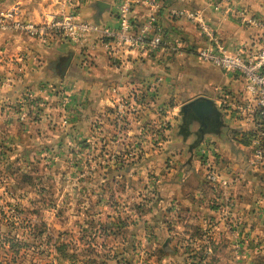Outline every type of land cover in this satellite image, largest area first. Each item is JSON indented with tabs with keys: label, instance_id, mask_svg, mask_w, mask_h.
<instances>
[{
	"label": "rangeland",
	"instance_id": "obj_1",
	"mask_svg": "<svg viewBox=\"0 0 264 264\" xmlns=\"http://www.w3.org/2000/svg\"><path fill=\"white\" fill-rule=\"evenodd\" d=\"M13 70L0 69V264H236L223 260L221 245L208 236L218 219L208 209L218 205L198 203L195 210L193 201L171 196L219 188L207 175L205 141L191 153L193 137L171 131L179 114L170 107L196 95L190 69L181 70L175 96L158 100V89L157 99L145 94L136 103L122 94L105 99L96 114L90 99L79 112L61 84L16 94ZM260 122L244 133L251 147L235 169L260 178L264 189L253 141L262 136ZM221 156L211 157L220 176ZM198 157L193 183L188 161Z\"/></svg>",
	"mask_w": 264,
	"mask_h": 264
},
{
	"label": "crops",
	"instance_id": "obj_2",
	"mask_svg": "<svg viewBox=\"0 0 264 264\" xmlns=\"http://www.w3.org/2000/svg\"><path fill=\"white\" fill-rule=\"evenodd\" d=\"M100 1L105 3L104 9L99 8ZM118 1L77 0L72 6L66 0H0V12L15 8L21 18L43 23L75 7L80 19L116 30L119 26L115 16ZM158 1L161 6L157 9L140 6L133 13L136 31L142 30L151 15H155V30L160 28L164 32L167 44L154 51L146 47H107L106 43L110 40L99 32L89 33L85 40L59 39L43 43L21 31L0 30V69H14L15 78L12 81L16 84V94L24 88H33L38 93L46 85L61 84L67 94H73V99L79 103V112L85 107L82 102L94 100L95 114L101 110L105 99L117 101L122 94H128L136 103H141L146 95H149L147 97L150 101L153 97L157 99L155 96L158 89V100L173 94L175 96L180 91L178 81L181 70L190 69L189 83L194 87L196 95L170 109L178 112L182 104L200 95L211 97L217 103L225 100L232 104L227 105L229 111L224 112L225 121L232 129L224 138L207 135L202 144L210 145L214 153L222 154L223 171L219 178V188L205 192L191 188L183 196L178 193H172L171 196L182 201H193L195 210L198 203L204 202L205 206L209 203H214L216 207L218 205V209L212 206L208 209L209 214L218 217L211 219L212 224L208 226V236L213 234L215 241L221 245L217 253L225 261L237 259L236 264H260L259 254L264 253V250L260 252L256 247L264 243V189L260 188V178L256 182L252 181L251 176L254 174L237 173L235 169L244 161L242 153H245L246 147H251V144L249 146L241 141L243 133L254 128L257 123V118L247 117L240 110V106L246 102L243 78L199 58L198 53L206 45V39L195 23L171 17L170 11L186 8L198 10L229 51L241 47L251 50L259 44L261 29L243 23L239 15L230 12L227 7L234 6L251 15L264 17V0H227L219 10L211 5L210 0ZM154 32V29L147 32V38H152ZM67 60L69 62L65 65ZM153 85H156L155 88ZM77 117L76 123H81V117ZM174 119L176 123H173L175 127H172V132L177 130L179 116ZM238 129L241 133L235 136ZM199 159H195L194 163L188 161L187 174L193 177V183L197 181L193 169L202 168ZM196 194L202 195L203 199H199ZM245 203H249V207L244 208ZM227 244H231L232 248L225 247ZM261 259L264 260V257Z\"/></svg>",
	"mask_w": 264,
	"mask_h": 264
},
{
	"label": "built area",
	"instance_id": "obj_3",
	"mask_svg": "<svg viewBox=\"0 0 264 264\" xmlns=\"http://www.w3.org/2000/svg\"><path fill=\"white\" fill-rule=\"evenodd\" d=\"M77 0H66L68 5H74ZM227 0H210L211 5L217 10L222 9L223 2ZM140 6L157 9L161 6L158 0H119L116 5L115 16L119 21L116 30L99 27L89 21L80 19L78 9L61 12L52 20L43 23H36L29 19L21 18L18 11L12 8L0 12V30H17L38 38L43 43L55 42L59 39L85 40L89 33L99 32L110 41L107 47L115 45L135 49L146 47L149 51L167 44L164 32L156 29L155 15L152 14L142 30L134 29L135 22L133 13ZM230 12L237 13L242 22L261 29L258 46L255 49L239 48L229 51L221 41L216 31L206 21L201 12L194 9H176L170 11V16L191 21L196 24L201 34L206 39V45L199 51L198 56L203 61L210 62L227 71L234 72L241 76L244 81L246 92V102L240 106L241 112L245 116L254 118L260 117L262 126V136L255 137L256 157L264 162V17L251 15L243 9L234 6L227 7ZM154 29L152 38H147L146 33ZM179 44V42H178ZM156 85H153L155 88ZM124 101V98H121ZM219 107L228 112V106L232 104L225 100L218 102ZM124 104L120 105L123 111ZM226 110V111H225ZM211 147H205V166L208 169L207 175L210 181L217 182L220 178L217 164L212 159ZM207 157V158H206ZM257 159V160H258Z\"/></svg>",
	"mask_w": 264,
	"mask_h": 264
},
{
	"label": "water",
	"instance_id": "obj_4",
	"mask_svg": "<svg viewBox=\"0 0 264 264\" xmlns=\"http://www.w3.org/2000/svg\"><path fill=\"white\" fill-rule=\"evenodd\" d=\"M100 9H104L105 3H98ZM69 62L67 60L66 64ZM180 121L177 126L176 135L184 140L193 137L189 145L192 153L207 135H217L224 138L232 128L225 121V113L219 107L217 101L211 97L200 95L179 107Z\"/></svg>",
	"mask_w": 264,
	"mask_h": 264
},
{
	"label": "trees",
	"instance_id": "obj_5",
	"mask_svg": "<svg viewBox=\"0 0 264 264\" xmlns=\"http://www.w3.org/2000/svg\"><path fill=\"white\" fill-rule=\"evenodd\" d=\"M241 132H240V130L238 129L237 131H235V135H238L239 136V134H240ZM244 134V133H243ZM244 136V135H243ZM241 140H243V142L245 143L246 141L244 140V138H242ZM246 143H248V142H246ZM47 264H56V263H54V262H51V263H47Z\"/></svg>",
	"mask_w": 264,
	"mask_h": 264
}]
</instances>
